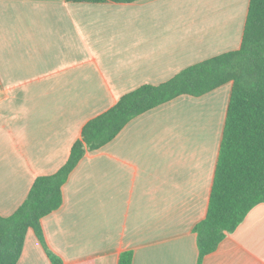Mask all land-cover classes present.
Returning <instances> with one entry per match:
<instances>
[{"label": "crops", "instance_id": "obj_1", "mask_svg": "<svg viewBox=\"0 0 264 264\" xmlns=\"http://www.w3.org/2000/svg\"><path fill=\"white\" fill-rule=\"evenodd\" d=\"M250 0H0V215L68 160L83 126L144 84L240 48ZM232 83L180 95L87 150L42 219L64 264H198ZM17 264H53L29 229ZM203 264H264V202Z\"/></svg>", "mask_w": 264, "mask_h": 264}, {"label": "trees", "instance_id": "obj_2", "mask_svg": "<svg viewBox=\"0 0 264 264\" xmlns=\"http://www.w3.org/2000/svg\"><path fill=\"white\" fill-rule=\"evenodd\" d=\"M228 82L232 90L208 209L194 227L198 264H203L204 257L237 229L249 211L264 202V0H250L240 48L188 66L160 84L141 85L89 120L65 164L53 174L38 176L13 214L0 215V264L18 263L29 229L36 232L52 263L64 264L46 246L42 219L62 205V187L86 151L106 145L148 110L183 94L202 96ZM119 264H133V252H123Z\"/></svg>", "mask_w": 264, "mask_h": 264}]
</instances>
